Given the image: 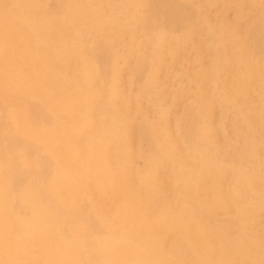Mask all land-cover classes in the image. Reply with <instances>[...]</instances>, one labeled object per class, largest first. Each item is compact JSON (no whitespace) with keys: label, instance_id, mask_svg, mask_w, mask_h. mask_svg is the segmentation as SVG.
<instances>
[{"label":"bare ground","instance_id":"bare-ground-1","mask_svg":"<svg viewBox=\"0 0 264 264\" xmlns=\"http://www.w3.org/2000/svg\"><path fill=\"white\" fill-rule=\"evenodd\" d=\"M186 1L180 7L175 3L176 9L181 11L176 20L181 25L180 30L174 33L164 28L165 32L160 33L147 28L150 54L144 56L139 50L144 57L135 54L129 60L124 55L129 51L136 52L133 35L135 21H138L136 15L134 20L129 15L119 21L115 9L94 8L87 0H67L63 8L65 13L55 17L46 13L44 0H0V90L14 88L38 96L53 113L54 120L50 129H36L26 113L8 110L6 117L11 119L10 128L26 139L43 140L42 148L53 156L55 166L54 174L47 182L39 180L35 174L29 182H15L17 162L1 158L0 138V264H26L32 258L41 264H110L112 261L118 264H182L160 241L161 235L180 227L182 230L183 227L195 228L194 232L187 231V235L200 264H264V182H260L264 173L257 174L243 163L231 164V179L222 180L227 168L215 161L200 144L209 141V107L218 105L222 97L239 107L241 102L235 95L248 94L246 89L255 77L264 80V67L251 58L247 39L234 35L224 22L216 29L192 0ZM262 13L259 18L264 28ZM122 33L129 36L126 40L128 51L122 48L125 39L122 47H114L115 38ZM92 34L105 35V43L113 49L106 73L98 71L94 57L83 47V36L89 39ZM165 34L173 37L174 45L182 42L187 45V41H192L198 34L205 47L198 52L199 59H202L204 49L209 51L207 70L200 68L209 89L202 92L203 77L199 78L198 92L190 99L192 107L189 106L198 116L193 120L197 131L192 147L194 160L180 163L175 169V183H182L185 190L189 188L194 192L200 207L198 213H188L184 208L171 213L167 208L157 212L155 207L162 193L156 191L151 176L140 175L133 166L136 148H132V139L135 136H132L133 128L127 124L125 109L129 102L123 99L121 80L126 78L134 82L135 76L142 75L149 79V74L163 64L165 56L174 54L170 52L174 45L166 46L169 52L165 55L162 52L165 48L158 49ZM209 35H212V42H209ZM183 45H178L179 50L184 49ZM148 48L145 51L148 52ZM231 60L235 61L232 71L228 68ZM25 65L32 71L28 76L23 72ZM228 76L231 77L229 83ZM147 79H140L135 90L137 96L149 94L156 98L159 106L154 124L147 127L157 153L147 159L146 168L150 170L158 159L166 156V141L172 136L169 129L172 115L169 116L165 98L156 91L157 88L156 92L150 90ZM2 116L5 117V113L0 112V122ZM245 120L249 122L251 118L245 117ZM260 149H264V140L251 139L250 155L259 156ZM16 155L23 167L36 165L27 147L17 148ZM44 190H47L46 194ZM64 193L68 196L67 204L72 207L84 196L100 202L98 211L108 231L94 239L89 236L85 222L79 221L77 226L66 222L63 214L54 207L55 201L63 198ZM15 199L31 206L30 215L25 216L14 208ZM220 206L233 214L237 225L236 241L228 244L223 255L214 251L212 234L204 219L210 208L214 210ZM68 216L66 218L71 220ZM64 227L68 229L67 234L62 232Z\"/></svg>","mask_w":264,"mask_h":264},{"label":"rangeland","instance_id":"rangeland-1","mask_svg":"<svg viewBox=\"0 0 264 264\" xmlns=\"http://www.w3.org/2000/svg\"><path fill=\"white\" fill-rule=\"evenodd\" d=\"M48 1L49 2H47V0H44L46 13L48 15L61 17L65 13L66 10L63 8L64 5L67 4V0ZM87 1L89 5L94 8L100 6L102 9L108 8L117 10L116 12L119 17L117 19L119 21L128 18L129 15L131 16L130 19L134 20V16L136 15L135 17L138 21H135L136 26L133 33L135 39L134 49L136 50V52L131 53L129 51L127 52V55L126 53L124 55L126 56V58H129V60H131V58L136 55H139L141 57L143 53L144 56L146 54H150V48H148L149 44L146 39L147 28L155 29L154 31H158L160 33H164L166 29L177 33L180 30L181 25L176 23V20L179 18L181 11L176 9L175 3L177 2L178 6L180 7L182 3L187 2L186 0H176V2L174 0ZM192 3L195 6L199 7L201 9V12L205 13L209 17V19L206 20L210 21L216 27V29H218L217 27L220 25V23L224 22L227 24V29H231L234 31V35L240 38L244 37L245 39H247V47L250 48L248 53H250L251 58L253 59V61H256L264 67V28L261 26V18H259L262 17L261 12H263L262 14H264V0H214L213 3H210V0H192ZM136 9L139 12H136ZM131 10H133V12ZM229 11L232 12L233 15ZM219 31L221 30H218L217 32ZM126 36L127 35H124V33H122V35H119L118 38H115L114 47H116V45L119 46L118 48L122 47L124 39L125 43L126 40L129 39V36ZM167 36L166 34L163 35L160 40L163 42V44L161 45V43L159 42L157 45L159 50H163L165 48L162 51L164 55L169 52L168 50H166V48L170 45H174L172 42L173 37L168 36L169 39L166 40L165 38ZM88 38L89 39H86L83 36V47L86 48L87 52L94 57L98 71H101V73H106L108 70V58L113 50L107 44V42L105 43L107 37L103 34H100L99 36H94L92 34ZM117 39H119L120 41ZM201 41V37L197 34L195 39H192V41L190 42L187 41L189 44L186 43L187 45H185V42L179 43L180 45L184 44L183 46L185 47H183V50H179V44H175L174 48L170 50V52H173L174 54L165 56L166 59L163 64L159 69H156L149 74V79L145 78L144 75H142V77L135 76L133 78L134 82H129L124 77V79L121 80V84L123 83V99L129 100H127V102H129V107L127 106V108L125 109V115L128 119L127 122H129L130 125L129 123L127 124L128 126H130V128H133L132 136H135L133 137L134 139H132L134 140L132 141V148L133 150L136 148L134 150L135 156L133 159V166L135 168V171H137L140 175L144 177L151 176L154 181L155 188L157 189L156 191H158L160 194L162 193V197L161 199H159L155 207V210L157 212H160L161 209L167 208L166 210H169V213H171L175 209L184 208L188 211V213H198L200 208L199 203L195 198L194 192L189 188L185 190V186L182 183H180V185H177L175 183V169L179 166L180 163H189L194 160L192 147L193 141L197 137V131L195 129L193 120L195 118L198 119V116L195 112L193 113L190 110L189 106H191L190 99L192 98V96H194L195 93L198 92V79L203 77V91L201 90L202 92H204L206 89H209V83L207 85L206 82L207 78L205 77V75H203V73H200L202 72V70H200V68L202 67L207 70L206 66L210 61L209 56L206 57V55L209 54V51L207 49V51L204 49L201 60L198 57V52L205 48L203 47V44H201ZM209 42H212V35H209ZM125 43L122 48L129 49V45ZM215 44L216 43H213V45ZM139 45L142 46L139 47ZM218 45L219 44L215 46ZM136 46L139 47V49ZM135 47L138 49V51ZM231 47H233V45H231ZM147 48L148 52L145 51L147 50ZM128 49L126 51H128ZM139 50H141L140 52H143L141 53V55ZM175 53L177 54V56ZM144 56H142V58ZM234 62V60L228 62V68H230L231 71L234 69ZM182 66L184 67L182 68ZM174 70H176V72ZM158 71L161 72V75L158 73ZM23 72L28 76L32 71L28 65H25L23 67ZM176 76L177 78L175 80L174 78ZM143 78L149 81V88L151 91H159L162 97L165 98L163 99L165 100L164 103L166 105V108L171 110H169V116L172 115L169 117L171 121L168 118V122H171V126L169 124L170 122L167 123L168 126H170L169 129L172 134V136L167 138L166 141L168 151H166V156L162 159H158L155 166L150 170H147L146 168L147 159L149 157H154L157 153L156 150H154L152 147L153 141L147 127L150 128L154 124V121L156 120L158 115L157 111L159 110V106L157 99H153L149 94H141L140 96H137L138 93L135 90V85L139 86V80H143ZM226 80L229 83L231 81V77H226ZM225 86L227 87V85ZM263 89L264 80L255 77L253 83H250V85H248L246 89L248 94H245L246 98L244 101L243 98L245 96L243 94L235 95L237 101L241 102L239 103V107L233 105L232 103H229L223 97L220 99V101L218 100L219 106L217 104H214L209 107L210 116L208 117V125H210L211 127V132H209L208 138L209 141H201L200 144L205 147V150L215 161H219L225 168H227L226 172L221 176L222 180L231 179L230 175L233 169V167H231V164L243 163L244 166L248 167L251 170H254L257 174L264 173V149H260L259 156L254 157L250 155L251 139L257 137L264 140ZM258 92L261 93V96L263 97H261ZM146 98H148V101H150L151 103H148ZM132 99L133 101H131ZM131 102L136 103L131 104ZM141 103H143L144 106ZM136 104L137 106H135ZM140 106L142 107V109ZM8 110H14L18 114L26 113L29 122H31L36 129H50L54 120L53 113L47 106H45L43 101L34 94L27 95L25 93L18 92L14 88L8 89L6 91L0 90V112L5 113V117L2 116V122H0V138H2L1 158L4 160H16L17 167H15L13 179L17 183L25 181L29 182L34 174L41 181H49L54 174L55 166L53 156L50 155L49 152L43 150V140L26 139L21 133H18L14 129L10 128L9 125L11 124V119L6 117V112ZM126 112H128L129 114H127ZM245 117H250L251 121L246 122ZM24 147H27L30 156L36 161V165L31 167H23V165L21 164L16 155V152L17 148ZM260 182H264V177L261 176ZM117 187H120L119 184H117ZM17 189H19V187H17ZM65 190L66 187L64 189V192ZM41 191H43V189H41ZM44 191V194H46L47 190ZM17 199H15V201ZM15 201L14 208L17 211L26 214L25 216L30 215L31 206L27 202L21 203L18 200L16 202ZM67 202H69L68 196H66L64 193L63 198L60 197V199L55 201L54 203V207L56 208V210L58 209L59 214H63L66 222H71L73 226H77V223L79 221L85 222L88 228L89 236L94 239H96L97 235L104 234L108 231V226L103 222L98 211V207L101 206L100 202L98 203L90 199L88 200V198H85V196L80 197L77 203H74L73 207L67 204ZM89 207L91 208L89 209ZM220 208L221 206L216 209L214 208V210L213 208H210L209 211L205 213L204 219L206 222V226L209 228L212 234L211 245L214 251L218 255H223L224 250L228 248V244L230 242L234 243L236 241L234 240V236L236 235L237 225L234 221L233 214L227 212V210H224V208H221L220 210ZM67 216L71 220H68L66 218ZM99 217L101 220L99 219ZM183 228L184 230H182L181 227L177 228V230H169L168 233L160 236V241L164 243L162 244L163 247H165L169 253L173 254L174 257L178 258L182 264H200L201 261L195 252V247L189 242L187 235V231L189 233L190 230L191 232H194L195 228ZM62 232L64 234H67L68 229L64 227ZM32 259H30L26 264H41V262H35ZM110 264L118 263L112 261Z\"/></svg>","mask_w":264,"mask_h":264}]
</instances>
